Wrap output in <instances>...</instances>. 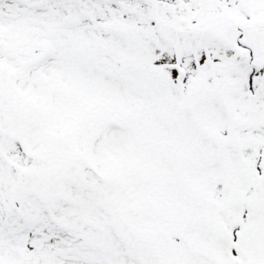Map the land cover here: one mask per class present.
<instances>
[{
  "label": "snow or ice",
  "instance_id": "6c2138e0",
  "mask_svg": "<svg viewBox=\"0 0 264 264\" xmlns=\"http://www.w3.org/2000/svg\"><path fill=\"white\" fill-rule=\"evenodd\" d=\"M0 264H264V0H0Z\"/></svg>",
  "mask_w": 264,
  "mask_h": 264
}]
</instances>
